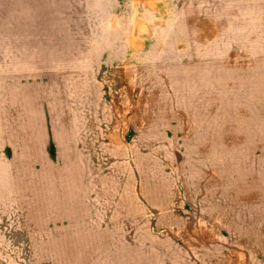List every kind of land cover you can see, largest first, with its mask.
<instances>
[{
	"label": "rangeland",
	"instance_id": "374dc122",
	"mask_svg": "<svg viewBox=\"0 0 264 264\" xmlns=\"http://www.w3.org/2000/svg\"><path fill=\"white\" fill-rule=\"evenodd\" d=\"M63 1L148 45L50 110L6 74L0 264H264V0Z\"/></svg>",
	"mask_w": 264,
	"mask_h": 264
},
{
	"label": "crops",
	"instance_id": "0c3cea01",
	"mask_svg": "<svg viewBox=\"0 0 264 264\" xmlns=\"http://www.w3.org/2000/svg\"><path fill=\"white\" fill-rule=\"evenodd\" d=\"M9 1L8 5H0V53L6 61L12 62L13 69L7 71L2 69L0 72V92L1 95L6 92L4 88L6 74L9 77L28 76L31 79L25 80L24 85L21 83L18 93L25 95L27 92L31 103L34 104L31 108L36 110H50L54 87L45 79L53 80L55 77L67 79L73 71L68 69L69 67L77 68L76 76L83 77L84 69L79 72L78 68H83L86 61L98 66H113L114 63L133 59L131 58L133 51L136 50L141 54V49L148 45H146L147 41L134 34L133 30L123 27V24L115 29L112 28L111 22L109 27L105 28L98 27L89 18L86 21L84 9L69 11L71 7L63 6V0L62 2L39 0L42 5L38 4V0ZM139 39L141 41H138ZM261 45L264 46V42ZM122 48L124 53H120ZM92 72L93 77L100 75L96 69ZM77 85L76 94L71 91L73 89L60 88L61 99L63 96L66 97L62 101H68L65 110L71 104L69 101H73L75 97L76 101H83L77 103L76 111L84 109L82 105L85 100L84 81L80 83L78 80ZM147 123L143 120L137 123L130 122L132 125H147ZM46 126H49V123ZM84 134L86 135V131L83 127L82 141L75 146L77 152L85 150V141H101L100 137L85 140ZM50 140H53L52 137ZM106 140L109 141L110 138ZM53 146L59 149L55 141L51 148ZM60 148L62 151L65 147L61 145Z\"/></svg>",
	"mask_w": 264,
	"mask_h": 264
}]
</instances>
